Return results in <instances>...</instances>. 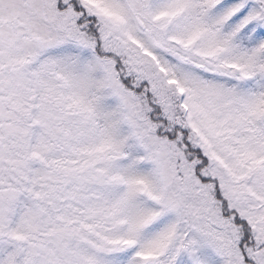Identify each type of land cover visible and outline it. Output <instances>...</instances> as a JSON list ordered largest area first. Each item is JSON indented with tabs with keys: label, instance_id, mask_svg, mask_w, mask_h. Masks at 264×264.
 Wrapping results in <instances>:
<instances>
[{
	"label": "snow or ice",
	"instance_id": "snow-or-ice-1",
	"mask_svg": "<svg viewBox=\"0 0 264 264\" xmlns=\"http://www.w3.org/2000/svg\"><path fill=\"white\" fill-rule=\"evenodd\" d=\"M0 264H264V0H0Z\"/></svg>",
	"mask_w": 264,
	"mask_h": 264
}]
</instances>
